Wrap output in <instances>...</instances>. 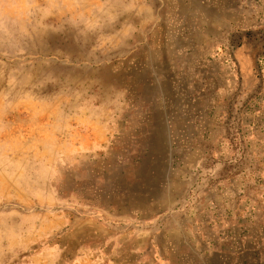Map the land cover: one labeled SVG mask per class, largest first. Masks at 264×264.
Wrapping results in <instances>:
<instances>
[{"label":"rangeland","instance_id":"374dc122","mask_svg":"<svg viewBox=\"0 0 264 264\" xmlns=\"http://www.w3.org/2000/svg\"><path fill=\"white\" fill-rule=\"evenodd\" d=\"M0 264H264V0H0Z\"/></svg>","mask_w":264,"mask_h":264}]
</instances>
